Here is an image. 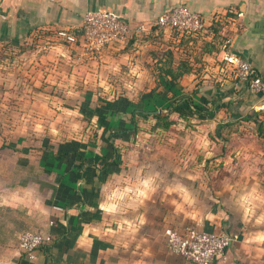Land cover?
I'll list each match as a JSON object with an SVG mask.
<instances>
[{"label":"rangeland","instance_id":"1","mask_svg":"<svg viewBox=\"0 0 264 264\" xmlns=\"http://www.w3.org/2000/svg\"><path fill=\"white\" fill-rule=\"evenodd\" d=\"M132 36L100 53L68 45L55 32L0 48V193L9 182L30 181L35 207L74 202L86 187L77 195L73 170L90 166L99 171L88 186L96 203L101 184L117 178L123 189L109 198L130 210L118 203L114 212L159 210L161 227L179 220L194 225L226 210L240 238L260 245L264 259V133L242 120L243 112L226 108L241 92L220 87L223 73L202 57L198 39L178 45L169 33L163 39L153 32L145 42L143 34L134 42ZM167 49L177 62L189 56L194 69L171 88L158 74ZM236 101L229 105L244 111ZM170 104L177 122L151 132L155 120L144 112L166 113ZM112 159L118 164L104 166ZM141 176H147L144 192Z\"/></svg>","mask_w":264,"mask_h":264},{"label":"crops","instance_id":"2","mask_svg":"<svg viewBox=\"0 0 264 264\" xmlns=\"http://www.w3.org/2000/svg\"><path fill=\"white\" fill-rule=\"evenodd\" d=\"M180 4L199 12L206 19L222 17L225 21L223 33L232 38L233 52L249 61L257 75L264 76V0H0V48L21 47L39 39L44 41L43 34L56 33L59 29L75 31L82 28L87 11L99 8H106L128 23L137 25L148 24ZM217 54V57L216 54H207L204 58L223 73L222 82L218 84L224 91L241 92L240 98L236 96L228 100H237L236 103L240 100L239 103L243 104L241 106L240 103V107L245 112L240 110L238 113L246 115L251 106L256 111L264 109V95L238 82L232 71L220 61L221 51ZM210 86L214 85L206 87ZM2 168L0 172L4 170ZM97 170L90 166L73 170L76 193L82 194L74 202L61 200L53 205L43 203L35 207L39 202L35 201L36 190L30 181L25 186L9 182L5 189L3 187L0 206L26 207L30 219L47 217L49 222L54 221L53 226L46 222L54 240L38 249L35 259H30L17 243H0V264H195L170 252L164 237L166 227L183 229L190 225L238 236L228 251V258L213 264H264L262 250L259 252L261 246L248 244L240 238L242 234L236 228L237 222H231V230L227 232L230 223L223 210L218 209L214 219L207 217L203 221L198 218L194 225L179 220L161 227L164 221L160 222L157 217L159 210L154 214L147 209H138L137 213L114 212L118 203L125 204L123 200L115 203L109 198L111 194L113 198L118 196L117 192L121 194L123 188L115 184L117 178L101 184L102 200L98 199L96 203L88 186L92 176L98 178ZM146 177L141 176V180H137L138 186L147 182ZM82 187L86 189L79 193ZM141 189L146 191V186ZM125 201L129 200L126 198ZM146 201L149 203L148 199ZM56 206L62 209L58 210Z\"/></svg>","mask_w":264,"mask_h":264},{"label":"built area","instance_id":"3","mask_svg":"<svg viewBox=\"0 0 264 264\" xmlns=\"http://www.w3.org/2000/svg\"><path fill=\"white\" fill-rule=\"evenodd\" d=\"M214 18L206 19L199 12L180 4L148 24L133 25L121 19L116 13L99 8L84 14L81 36L71 29H59L57 34L71 45L79 44L89 52L100 53L106 47L125 42L130 35L148 33L155 26L165 29L176 42L185 34L206 35L213 21H223L222 17ZM224 35L220 61L232 71L238 82L246 85L249 90L264 95V76L257 75L249 61L233 52L232 38ZM217 55L216 53V57ZM55 208L62 209L60 206ZM53 225L54 221H50L49 226ZM164 237L168 249L173 253L195 264H213L228 258V251L238 236L234 233L206 230L195 225L183 229L166 227ZM51 240L50 230L26 231L20 236V249L30 259H35L36 250Z\"/></svg>","mask_w":264,"mask_h":264},{"label":"trees","instance_id":"4","mask_svg":"<svg viewBox=\"0 0 264 264\" xmlns=\"http://www.w3.org/2000/svg\"><path fill=\"white\" fill-rule=\"evenodd\" d=\"M225 28V23L223 21H213L210 31L206 33V35L203 34H185L183 35L179 41H175L178 45H183L186 42L189 41H199L202 42L200 45L201 48V54L202 57L205 55H213L216 53H219L222 50V44L223 40L225 38V35L223 34V30ZM152 32H148L149 34H144L143 36V42H145V39H150L153 32H156L158 34L159 38H163V35L166 32L163 28L153 27ZM78 36H81L83 33L82 28L76 29L74 31ZM57 33V32H56ZM140 34H133V36L130 38L131 42H134V38H138ZM165 38V37H164ZM163 38V39H164ZM169 40V39H166ZM65 42V41H64ZM171 42V41H169ZM69 45L68 42H65ZM132 44V43H131ZM203 57V58H204ZM164 58V57H163ZM160 67L159 69V75L163 77V82H165V85L168 87H175L179 80L185 76L186 74H190L194 71L192 64L190 63V57L187 56L186 59L182 58L178 62L175 61L174 52L171 49H167L165 51V58L160 59ZM252 91V90H251ZM189 102H192V99H190ZM214 104V102H213ZM232 104L231 101H228L226 103V108H231L230 110L233 111V114L236 115L238 113L237 108L239 106L229 105ZM169 111L166 113L163 112H151L147 111L144 112L146 118L145 119H154L155 121L152 123V127L150 129L151 132H155L158 130L166 131L168 130L174 123L177 122V119L173 118V113L175 112V104L169 105ZM237 112V113H236ZM211 116H214V111L210 113ZM121 117L129 118L130 116L134 118V128L135 133H138L141 129L139 125V117L136 115L135 110L132 111V115L128 117V115L123 112L120 114ZM130 117V118H131ZM242 120L244 121H254L256 123V129L260 133H264V109L256 111L254 108H249V110L246 112V115L242 116ZM118 161L116 159H112L111 161H108L105 163L104 166L110 165V164H118ZM82 166V163H81ZM71 182V181H69ZM67 184V183H64ZM61 202V201H59ZM221 210V209H220ZM226 216L229 219V227L227 228V232H230L231 230V222L232 217L229 214L228 211H224ZM35 220H32L29 218V215L27 213L26 207H16V208H10L6 206H0V243H17L20 247V236L23 232L26 231H36V230H49L48 225L44 224L41 225L34 222ZM233 225V223H232ZM52 234V233H51ZM54 240L53 234H52V240L49 243L43 244L41 247H44L45 245L51 244ZM40 247V248H41ZM38 248V249H40ZM36 250V253L38 251Z\"/></svg>","mask_w":264,"mask_h":264}]
</instances>
